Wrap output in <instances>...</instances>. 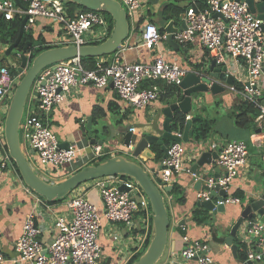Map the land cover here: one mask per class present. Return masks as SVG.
<instances>
[{
  "label": "built area",
  "instance_id": "built-area-1",
  "mask_svg": "<svg viewBox=\"0 0 264 264\" xmlns=\"http://www.w3.org/2000/svg\"><path fill=\"white\" fill-rule=\"evenodd\" d=\"M126 11L128 19L140 9V0H117ZM158 4L165 0H155ZM196 0H188V6L183 14L185 29L174 34L173 40L179 46H188L198 41L211 53L217 65H225L234 83L227 88L244 102L257 103L263 96L264 83V32L262 22L250 13L244 2L234 0H205V6L197 8ZM219 15L220 17H214ZM27 18L24 33H32L37 22L45 21L53 28L56 36L55 47H82L101 43L108 38V25L101 13L86 11L68 13L65 3L60 0H0V18L5 21ZM165 40L153 25L147 26L141 36V47L155 51L150 63H125L119 57L113 56L112 61L102 59L96 62L93 70H86L80 58L59 62L41 71L31 88L19 127L21 150L32 169L40 172L37 175L47 183H54L55 175L63 168L71 165L79 157L81 148L70 145L59 149L58 142L47 124L52 110L62 104L71 90L77 86H92L104 88L112 84L119 99L129 107L142 110L160 100L161 91L153 86L150 89H140L145 81H162L167 86L179 87L183 78L189 72L183 69L175 59L167 60L160 51V42ZM49 44V45H50ZM214 53V56H212ZM30 58V53L27 54ZM229 59L233 60L230 64ZM0 67V132L3 133V109L15 91L21 75L11 76L9 67L16 68L12 63ZM225 87V86H224ZM264 97V96H263ZM264 101V100H263ZM259 101L260 115L257 121L264 122V105ZM190 117H185V120ZM2 125V127H1ZM128 132L135 133L134 128ZM181 138L182 133L174 132ZM172 143L168 147L167 156L160 166L164 169L157 172L161 180L160 189L173 186L177 177L187 174L192 182H200L208 190L216 186L226 193L221 201H215L216 206L227 208L240 205V199L229 194L231 182L239 169L247 166L248 150L245 142L233 141L216 149V159L207 166L212 175L199 169L191 172L199 156L205 150L204 143ZM133 145L131 139L129 147ZM1 146H4L1 145ZM84 150V149H82ZM106 155L102 146L94 145L90 150L89 161L93 162ZM11 165L8 154L0 152V177ZM219 169L222 175L218 179L213 176ZM88 189H95L102 202V211L84 197V189H76L65 200V212L53 216V240L45 246L41 242L42 229L36 224L35 216H26L21 234L14 243L16 258L11 264H105L98 245V235L102 220L111 224L123 226L128 232L140 240L139 250L152 234L149 223L151 211L147 198L139 186L131 179L107 177L92 182ZM123 186V190L119 187ZM27 193H33L26 189ZM34 194V193H33ZM168 194V193H167ZM199 202L210 200V192L200 188L196 192ZM169 200V199H167ZM46 204V203H43ZM46 207V206H45ZM48 208V207H47ZM50 208V207H49ZM251 226L249 227V225ZM181 232L186 228L179 226ZM237 238L245 245L247 262L259 263L264 257V222L247 221L238 230ZM182 247L173 254L166 264H216L211 255L208 243L191 240L187 235L181 237ZM4 259L0 255V264ZM246 262V263H247Z\"/></svg>",
  "mask_w": 264,
  "mask_h": 264
},
{
  "label": "crops",
  "instance_id": "crops-1",
  "mask_svg": "<svg viewBox=\"0 0 264 264\" xmlns=\"http://www.w3.org/2000/svg\"><path fill=\"white\" fill-rule=\"evenodd\" d=\"M165 2L167 0L153 6L148 4L147 0H140V9L129 20L130 32L128 39L117 52L104 57L102 60L110 62L113 56H117L125 63H150L156 52L141 47L140 43L142 33L146 27L153 25L159 30L161 27L165 28L169 22H173V27L179 29L183 20V15H181L177 24L173 20L166 23L163 22L161 13L163 11L162 5ZM202 4L205 6V1ZM180 6L186 7L188 2ZM46 25L48 23L45 21L37 22L32 34L37 38L41 36L44 39V45L55 47L50 43H53L56 34L53 28ZM51 34L53 37L49 38ZM92 43L90 42L89 44L92 45ZM5 49L6 47H0V59ZM160 51L167 60L175 59L188 72L207 70L212 61L211 53L205 50L198 41L188 46L178 45V48H175L169 46L164 40L160 42ZM229 62L232 64L233 60L229 59ZM7 63L8 61L2 62L0 60V65H6ZM14 65L16 66V64ZM260 82L264 83V79L261 78ZM220 84L224 87L222 83ZM234 84L236 89L241 87L237 83ZM229 91L217 96L209 94L202 96L203 102L199 106V112H201L203 118L212 122L211 134L202 142L205 147L203 152L214 153L217 148L233 141L246 143L248 150L247 166L238 170L229 187V194L233 196L236 192L241 193L243 196L242 200L240 205H231L226 208L228 214L226 211L225 215H220L219 221L215 224V230L209 226H197L191 220V214L195 210L197 203L196 192L193 190L194 183L187 174L178 176L176 184L183 190L182 196L185 202L183 205L178 204L174 199L175 197L172 198L169 195V200H166L170 218L169 229L171 228L172 232L168 235L167 241L168 258L162 264H166L173 254L179 252L182 247L181 237L183 235H187L191 240L208 243L210 248L211 244H216L218 246L217 251L211 248V255L216 264H239L237 259L233 257L230 248L223 243H219L218 240L221 238L225 239L228 236V230L239 218L243 207L251 199L257 198L262 192L264 184V122L257 121L256 128L253 131L237 128L234 125V121L230 118V114L234 104L241 99L237 93ZM259 100H264V97H260ZM8 104L9 102L6 103L7 107L5 106V109H3L5 113ZM165 107L166 103L160 100L142 110L129 107L119 99L111 84L101 89L92 86H77L73 88L67 99L52 110L47 120L49 129L58 144L68 143L81 148L79 157L77 156L71 165L63 168L55 175L56 181L65 179L81 168L92 164L88 155L92 146L98 145L97 143L90 144L92 139L103 141L102 148L106 153L104 156L111 158L126 153L124 134L129 128L135 129V133L132 134L133 144L146 135L160 137L163 133L164 116L162 112ZM215 107L222 109L227 116V121L224 124L222 123L218 131L215 130L217 120L215 118L210 119L208 113L205 112L207 108ZM96 110L101 112L102 116H99L100 113L98 111L97 113ZM95 112L96 116H93ZM187 116L191 118L194 117V114L190 113ZM89 119H91L90 131L87 129ZM1 123L3 125L4 120ZM96 129L102 131L98 137L95 134ZM3 144L4 135L0 132V152H2L1 147L3 146L1 145ZM192 146L193 144H186L187 148H192ZM128 157L131 158L130 156ZM146 166L149 170L155 165L150 163ZM203 171H206L209 176L212 175L211 170L207 169V167H204ZM222 174V171H220V175ZM213 176H215V173ZM91 185L92 183H87L80 188L85 190L84 197L102 211V202L98 192L95 189H88L92 188ZM26 189L28 188L10 165L3 176L0 177V255L4 259L3 264H11V261L16 258L13 249L14 243L21 234L23 222L28 214H34L36 224L43 231L41 242L47 246L54 237L53 216L61 215L65 212L63 202L52 205L43 204L45 203L43 200L33 193H27ZM178 225L184 226L186 232L182 233ZM236 239L240 242L239 238L236 237ZM98 245L105 264H123L139 251L140 240L134 234L124 230L121 225L111 224L102 220L98 235ZM254 264H264V257L261 262Z\"/></svg>",
  "mask_w": 264,
  "mask_h": 264
},
{
  "label": "water",
  "instance_id": "water-1",
  "mask_svg": "<svg viewBox=\"0 0 264 264\" xmlns=\"http://www.w3.org/2000/svg\"><path fill=\"white\" fill-rule=\"evenodd\" d=\"M62 2L73 3L88 11L98 12L109 15L112 22V30L108 38L98 45H86L82 47L64 46L45 50L39 53L31 62L27 54L30 48L40 47L41 42H26L24 47L19 50L18 45L24 34V25L27 18H23L19 28V34L16 41L7 46L3 52L2 59H8L11 54H15L18 66L16 72L21 75V79L13 92V95L8 104L3 124L4 144L7 154L14 163L19 177L23 184L30 189L35 195L43 198L47 202L59 201L62 202L73 191L89 182L107 178L123 176L133 180L139 186L148 200L151 215H152V235L149 245L143 255L133 264H158L163 256L168 241V230L170 226V218L168 209L165 205V197L163 193H170L173 186L160 189L161 180L157 176V171L163 170L160 163L167 156L168 146L172 143H193L192 140V125L198 118L191 117L185 120L182 137L178 138L172 134L171 122L175 112L187 117L193 111H197L203 100L200 95L211 94L216 96L224 92V87L232 86L234 79L227 72L225 65H217L215 59L212 58L209 68L205 72H189L183 78L179 85L182 100L171 102L163 109L164 121L162 124V135L160 137L146 135L140 138L136 143L130 146L129 151L123 155H118L109 158L99 164L87 165L64 180L58 183H47L43 181L32 169L29 162L26 160L20 145L19 127L24 114L25 106L28 100L29 93L37 75L45 68L53 66L59 62L68 61L74 58H101L114 54L119 50L123 43L128 39L130 32V23L126 11L117 0H60ZM236 2H244L251 14L262 22V30L264 32V0H234ZM148 4L156 6L158 3L155 0H147ZM220 17L219 15H215ZM173 22H169L164 28L165 41L171 46L178 48L174 42V34L180 33L185 29V22L182 20L180 28L175 29ZM31 56V55H30ZM214 56V53H212ZM14 61V60H13ZM112 85V84H111ZM264 96V93H263ZM264 105V101L262 102ZM91 119L88 120L87 129L91 130ZM102 131L95 130L97 137ZM132 134L128 131L124 134V146L129 147ZM103 145V141L92 139L90 144ZM69 144H58L59 149H68ZM159 147L162 156L157 158L151 147ZM127 156H130L129 160ZM217 154L203 152L194 165L191 166V172L195 173L198 169L207 167L216 159ZM154 164L151 169H147V164ZM215 179L220 177V170H214ZM200 188L210 192V200L207 202L196 203V208H202L211 214H225L224 206H216L215 201H221L226 197L223 190H219L216 186L213 190H208L206 186H202L201 181L193 184L195 192L200 191ZM124 187L120 186L119 190ZM247 221L264 222V184L262 192L257 198H253L243 207L239 218L231 226L228 236L224 239V245L230 248L232 255L237 259V245L234 244V239L237 237L239 228ZM251 224L249 225V227ZM247 264H253L247 262Z\"/></svg>",
  "mask_w": 264,
  "mask_h": 264
},
{
  "label": "trees",
  "instance_id": "trees-1",
  "mask_svg": "<svg viewBox=\"0 0 264 264\" xmlns=\"http://www.w3.org/2000/svg\"><path fill=\"white\" fill-rule=\"evenodd\" d=\"M203 1H205V0H196V2H195L196 7L197 8L204 7L202 4ZM187 2H188V0H167V2H165L162 5L163 11L161 13V20L165 23L167 21H171V20H173L175 22V24L179 23L180 16L183 15L187 9V6L183 7L180 5L183 3H187ZM64 3L68 9V13L71 16L74 15L76 12L88 11V10H85L84 8L79 7L73 3H69V2H64ZM102 15L104 16L105 20L107 21L108 36H109L111 33V30H112L113 22H112L109 15H106V14H102ZM20 24H21V21L17 20V19L13 20V21H5L3 18H0V47H7L16 41L18 34H19ZM158 32L161 35H163L164 34V27H161V29H159ZM38 41L41 42L40 47H37V48L32 47L29 50V53L31 55L30 56V62L39 53H41L45 50H48V49L56 48L53 46L44 45L45 42L41 36L37 38V37H34V35L32 33H24L22 36V39L18 45V49L21 50L24 47L26 42L35 43ZM98 44H100V43H96L94 45H98ZM103 58L104 57H101V58H82V59H80V61H81L82 66L86 70H93L95 68L96 62L99 59H103ZM1 66L2 65H0V67ZM205 71L206 70H201L198 73L205 72ZM9 72H10L11 76H15L17 74L16 69L11 68V67H9ZM153 86L159 88V90L161 91L160 101L163 103H166V105H168L171 102L182 100L181 91H180L179 87L167 86L164 82H161V81H158V82L145 81L140 86V89H150ZM237 89H240V87ZM259 101L261 102L263 100L258 99L256 104L244 102V101L240 100L234 104L233 110L230 114V118L234 121V125L237 128L242 129V130H252V131L256 128L257 118L260 115V110H259V107L257 106L260 103ZM97 111L98 110H96V112ZM96 112L93 113V116H96ZM99 113H100L99 116H102L101 112H99ZM195 117L198 119L195 122H193V125H192V130H193L192 140L194 143L204 142L208 138V136L211 134L212 122L207 121L200 114H197ZM4 119H5V115H4L3 120ZM184 124H185V116L181 115L179 112H175L173 120H172L171 125H170L172 133H174V132L182 133L183 128H184ZM165 143L168 147L171 145L168 142H165ZM151 150L155 153L157 158H160L162 156V153H161L159 147L153 146V147H151ZM1 151L7 154L5 144L3 147H1ZM108 159L109 158L107 156H103V157L93 161L92 164H90V165L99 164V163L104 162ZM10 161H11V159H10ZM11 167L18 174V171H17V169H16V167L12 161H11ZM18 176H19V174H18ZM119 177L126 178L123 176H119ZM182 193H183V190L181 189V187L175 183L173 185L172 191L170 193H168V195L171 196L172 198L175 197L174 199H175L176 203L183 205L185 200L182 196ZM233 196L239 198L240 201L242 200V197H243L242 194L238 193V192H236V194H234ZM37 197L39 199L43 200L45 203L50 204V205L62 203L59 201L47 202L43 198H40L39 196H37ZM211 217H212V214L210 212H208L207 210L202 209V208H195V210L191 214V220L197 226H207L208 223L212 220ZM150 221L152 223L151 219H150ZM150 226H152V224ZM228 232H229V230H228ZM151 235L152 234H150V233L147 235V238L143 242L140 250L137 253H135L132 257H130V259L126 262V264H133L134 262H136L140 258L141 255H143V253L145 252V250L147 249V247L149 245V242L151 240ZM218 241H219V243L224 244V238H221ZM233 242L238 246V250H237V261H238V263L239 264H247L246 263L247 259H246V254H245V245L242 244L241 242H239L238 239H236V238L234 239Z\"/></svg>",
  "mask_w": 264,
  "mask_h": 264
},
{
  "label": "rangeland",
  "instance_id": "rangeland-1",
  "mask_svg": "<svg viewBox=\"0 0 264 264\" xmlns=\"http://www.w3.org/2000/svg\"><path fill=\"white\" fill-rule=\"evenodd\" d=\"M123 7V6H122ZM124 8V7H123ZM50 37H53V35L51 34V35H49V38ZM2 66H6V67H8L7 66V64L5 65H3L2 64ZM20 79H21V77H19V81H20ZM224 92L225 93H227V92H230L229 91V89L228 88H226L225 87V90H224ZM222 94H224V93H222ZM208 95V94H207ZM209 95H211V94H209ZM218 95H220V94H218ZM201 97L203 96H206L205 94L204 95H200ZM217 96V95H216ZM205 112L206 113H208V117L210 118V119H216L217 120V125L215 126V130H219L220 128H221V125H222V123L224 124L225 123V121H227V119H226V113L222 110V109H217L216 107L215 108H207L206 110H205ZM192 114H194V116H196L197 114H200L201 115V112H199V109L197 110V111H193L192 112ZM229 119V118H228ZM20 141H22V136H20ZM127 158L129 159V160H131L128 156H127ZM202 169L203 168H200L199 169V172L201 173V174H203V172H202ZM36 173L39 175V176H43L42 174H40V172H38V171H36ZM62 180H64V179H62ZM62 180H52L51 179V181L52 182H54V183H58V182H60V181H62ZM78 189H80V187L78 188ZM82 189V188H81ZM163 196L165 197V205H166V207H167V209H168V205H167V199H168V194L167 193H163ZM229 211H230V209H229ZM227 214H228V211H227ZM220 215H223V214H212V217H211V221L208 223V225L207 226H209V227H212L214 230H215V224H216V222H218L219 221V219H220ZM225 215V214H224ZM151 220H152V215H151V218H150ZM150 219H149V223H151V221H150ZM152 224V223H151ZM123 227V226H122ZM124 230H126L125 228H124ZM172 232V230H171V228L168 230V235L170 234ZM211 248L212 249H214L215 251H217L218 250V246L216 245V244H211ZM167 258H168V247H166V250H165V252H164V254H163V256L161 257V259H160V261H159V263L158 264H162V263H164L166 260H167ZM169 261V260H168ZM167 261V262H168ZM123 264H126V262L125 263H123Z\"/></svg>",
  "mask_w": 264,
  "mask_h": 264
},
{
  "label": "flooded vegetation",
  "instance_id": "flooded-vegetation-1",
  "mask_svg": "<svg viewBox=\"0 0 264 264\" xmlns=\"http://www.w3.org/2000/svg\"><path fill=\"white\" fill-rule=\"evenodd\" d=\"M0 60H1L2 62H3V61H4V62L8 61V63L16 64V66L18 65L14 53L11 54V56H10L8 59H2V58H1ZM13 60H14V61H13ZM29 61H30V59H29ZM14 62H16V63H14Z\"/></svg>",
  "mask_w": 264,
  "mask_h": 264
}]
</instances>
